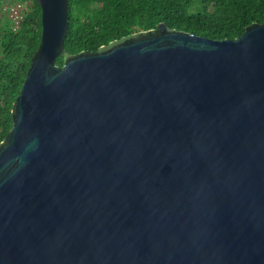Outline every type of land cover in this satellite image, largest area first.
<instances>
[{
	"label": "water",
	"instance_id": "obj_1",
	"mask_svg": "<svg viewBox=\"0 0 264 264\" xmlns=\"http://www.w3.org/2000/svg\"><path fill=\"white\" fill-rule=\"evenodd\" d=\"M35 1L0 264H264V24L211 40L161 22L70 55L68 0Z\"/></svg>",
	"mask_w": 264,
	"mask_h": 264
},
{
	"label": "trees",
	"instance_id": "obj_2",
	"mask_svg": "<svg viewBox=\"0 0 264 264\" xmlns=\"http://www.w3.org/2000/svg\"><path fill=\"white\" fill-rule=\"evenodd\" d=\"M0 0V142L12 126L11 109L40 40V8L24 6L15 30ZM211 40L236 39L251 24H264V0H68L64 49L70 55L100 46L159 23ZM64 56L55 63L62 65Z\"/></svg>",
	"mask_w": 264,
	"mask_h": 264
},
{
	"label": "built area",
	"instance_id": "obj_3",
	"mask_svg": "<svg viewBox=\"0 0 264 264\" xmlns=\"http://www.w3.org/2000/svg\"><path fill=\"white\" fill-rule=\"evenodd\" d=\"M24 6L21 2L8 0L4 6H2V12H4L8 19L11 21L12 29L15 30L19 25L21 18V12Z\"/></svg>",
	"mask_w": 264,
	"mask_h": 264
}]
</instances>
